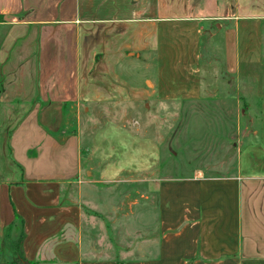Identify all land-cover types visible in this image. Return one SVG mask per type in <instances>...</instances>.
Instances as JSON below:
<instances>
[{"label":"crops","instance_id":"obj_1","mask_svg":"<svg viewBox=\"0 0 264 264\" xmlns=\"http://www.w3.org/2000/svg\"><path fill=\"white\" fill-rule=\"evenodd\" d=\"M158 1L167 6L168 0H0V46L10 39L9 29L15 40L35 30L40 103L64 109L104 102L106 85L97 84L95 73L105 65L124 64L125 55L132 66L149 49L154 19L147 11ZM204 1L208 14L187 15L180 22L188 23L181 26L184 36L206 34L212 42L215 26L225 44L226 68L253 83L263 117L264 0ZM238 38L244 45L238 47ZM186 80L178 87L163 80L150 97L199 99L206 79ZM112 87L111 94L118 91ZM41 113L36 106L13 133L10 156L21 166L22 179L0 182V254L6 229L18 224L25 233L24 264H264V129L240 149L233 175L160 179L156 250L123 259L101 257L83 245L82 217L88 209L82 206L85 162L79 141L74 135L62 143L58 128L42 125ZM131 149L133 166L140 167ZM30 150L39 153L31 157Z\"/></svg>","mask_w":264,"mask_h":264},{"label":"rangeland","instance_id":"obj_2","mask_svg":"<svg viewBox=\"0 0 264 264\" xmlns=\"http://www.w3.org/2000/svg\"><path fill=\"white\" fill-rule=\"evenodd\" d=\"M204 2L168 0L167 6H161L158 1L155 9L149 8L147 14L154 19L149 49L132 66L125 55L124 64L105 65L95 73L97 84L106 85L104 102H81L64 109L61 104L40 103L35 30L15 40V32L9 29L10 39L0 46V182L21 181L22 168L15 155L10 156L13 133L38 106L42 125L58 128L62 143L77 135L85 162L82 206L88 209L83 210L82 242L96 255L132 259L154 253L159 180L233 175L240 149L264 129L255 87L226 68L225 44L215 26L212 42L206 34L184 36L181 26L188 23L180 22L187 15L208 14ZM243 40L237 39L238 47ZM188 78L206 79L199 99L165 102L150 97L163 80L178 87ZM109 84L118 90L115 94L108 91ZM132 146L140 167L133 166ZM38 153L29 152L31 157ZM19 235L20 226H11L8 242ZM11 252L0 254V264H18Z\"/></svg>","mask_w":264,"mask_h":264},{"label":"trees","instance_id":"obj_3","mask_svg":"<svg viewBox=\"0 0 264 264\" xmlns=\"http://www.w3.org/2000/svg\"><path fill=\"white\" fill-rule=\"evenodd\" d=\"M22 223V221H21ZM11 228L8 227L4 233V237L2 240V248H1V253L6 252L7 251H12L11 253H14L17 258H18V264H24L25 260H24V255H23V241L25 239V233L23 228H20V235L18 237V239L16 241H11L8 242L7 240V231ZM9 248V249H8Z\"/></svg>","mask_w":264,"mask_h":264}]
</instances>
